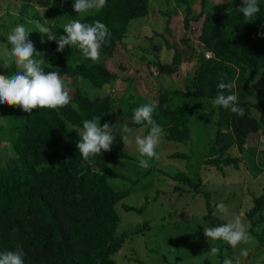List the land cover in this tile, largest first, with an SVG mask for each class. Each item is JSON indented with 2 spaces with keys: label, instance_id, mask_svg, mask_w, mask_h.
Here are the masks:
<instances>
[{
  "label": "trees",
  "instance_id": "trees-1",
  "mask_svg": "<svg viewBox=\"0 0 264 264\" xmlns=\"http://www.w3.org/2000/svg\"><path fill=\"white\" fill-rule=\"evenodd\" d=\"M16 1L15 18L0 23L1 28L8 29L6 32L10 31L9 26L14 28L17 24L35 30L34 22L38 20L58 38L66 35L63 29L66 23L81 19L86 23L101 21L110 30L111 37L102 48L99 61L93 62L84 58L75 46L66 45L62 52H57L55 41L41 43L39 32L30 33L35 49L44 54V71H57L69 81L72 99L63 108H38L30 114L18 106L0 105V252L14 251L19 245L26 253L25 264H118L113 256L123 242L147 227L143 223L128 232L115 230L118 216L114 205L128 194L129 187L116 188L109 183L111 178L123 176L107 163L130 158L115 147L108 152L102 150V154L93 158L94 164H89L77 149L78 131L83 129L84 120L93 117H101L103 126L116 103L119 113L128 114V126H144V134L147 133L145 125L132 122L134 109L141 105L134 99L133 90L123 95L131 80L130 75L122 74L128 64L117 62L115 65L112 55L118 49L127 50L122 39L128 23L147 13L148 0H107L102 10L86 15L74 11L75 0ZM172 3L183 12L180 21L184 33L191 23L198 21L199 25L196 44H191L186 61H181L180 50L170 41L166 18L162 25L165 40L160 35L157 38L172 49L170 60L155 59L158 55L155 43L145 48L152 58L155 55L154 61L145 64L147 75L178 76L184 65L191 66V71L183 76L181 73L188 92L170 85L155 88L154 119L163 129V139L186 143L190 135L185 111L192 114L191 107L198 105L202 110L199 113H206L203 121H212L214 125L213 136L201 159L205 168L211 167L213 172L207 169L205 174L210 172L216 177L223 166L236 168L240 158L229 156L228 151L241 153L248 135L253 133L260 136L259 144L263 145L255 150L264 168V35H258L264 33V0H258L260 11L251 22H246L239 11L242 0H172ZM195 4L197 10L193 8ZM9 65L7 69L1 65L0 74L11 76L19 70L13 61ZM221 74H225L226 82H236L233 92L245 108L243 117L230 109L213 107L211 101L218 94ZM117 77L125 85L114 95L99 97L85 91L99 88ZM186 94L191 97L182 100ZM209 138L210 135L206 140ZM169 157H185V154L174 152ZM148 171L149 168L140 173ZM171 178L178 181L175 190H181L180 184H186L204 197L207 212L203 216L210 224L226 223L212 215V205L198 185L201 177L192 182L181 172H175ZM121 207L141 212L145 201L137 207L127 204ZM258 214L261 219H256ZM243 217L250 223L249 236L264 246L261 231L255 230L264 219V186L250 198V207ZM139 264L144 263L139 261Z\"/></svg>",
  "mask_w": 264,
  "mask_h": 264
},
{
  "label": "rangeland",
  "instance_id": "rangeland-1",
  "mask_svg": "<svg viewBox=\"0 0 264 264\" xmlns=\"http://www.w3.org/2000/svg\"><path fill=\"white\" fill-rule=\"evenodd\" d=\"M17 8L16 0H0V23L2 20L8 23L14 19ZM193 8L197 10V4ZM182 16V10H177L172 0H148L147 13L129 21L125 37L122 39L127 50L118 49L112 55L116 61L115 65L117 62L126 66L128 64L125 72H122L123 75H130L131 79L124 96L128 95L129 90H133L134 99L145 104L156 102V86L170 85V88L189 91L185 87L187 83L184 84L185 80L181 77V73L183 76L191 71L189 64L183 66L178 76L175 74L151 76L146 73L149 61H154L156 58L163 62L170 60L172 49L166 48L163 43L161 44V39L157 38L160 35L165 40L162 27L165 18L170 28V41H174L180 50L181 61L187 60L191 44H196L195 35L199 22L191 23L184 33L180 21ZM12 28L9 26L10 30ZM7 30L0 27V57L4 54L6 37L10 32H6ZM181 37L182 40H180ZM150 43H155L158 49V55L154 60L155 55L152 54V58L150 51L145 50ZM11 61L14 62L12 58H9V63ZM120 78L117 77L99 88H90L85 91L99 97L114 95L125 85ZM73 85L70 87L72 88ZM178 85L182 87L179 88ZM190 97V94H186L182 96V100ZM117 110L118 107L114 103L111 114H108L105 120L119 127L126 124L129 117L128 114L119 113ZM191 111L193 115L188 110L185 111L190 139L186 143L162 139L157 148L159 159L140 157L135 144L124 148L119 135L111 146V149L118 147L120 152L124 151L130 158L115 159L107 163L113 171L123 176V178L119 176L111 178L109 183L116 188L129 187L128 194L114 205L118 216L115 230L128 232L127 230L134 226L147 224L146 228L132 234L131 238L123 242L113 256L118 264H139V261L144 264H223L225 258L233 259V261L244 259V264H264V246H260L253 236H250L251 240L248 244L242 243L236 248L222 240H208L204 235V227H214V225L203 216L207 212L204 197L200 193H195L186 184H180L181 190H175L174 185L178 181L171 178L175 172H181L192 182L201 177L202 182L198 185L207 195L208 203L212 205L210 208L212 215L227 223L232 219V214H237L249 226L250 223L243 217L244 211L250 207V198L258 194L264 186V168H261L259 153L255 150V147H263L259 144L260 136L255 133L249 134L246 147L241 153L229 150V156L240 158L237 167L223 166L222 172L217 171L216 177H212L211 167L205 168L201 159L206 145L213 136L211 132L214 125L212 121H203L206 113H199L202 111L200 106L191 107ZM129 127L139 134H144V126ZM209 135L210 138L206 140ZM2 146L5 147L6 144H1ZM174 152L183 153L185 157H169ZM141 158L149 159V171L145 174L140 173L145 170L139 165ZM207 169L211 173L205 174ZM144 201L145 207L141 212L127 211L121 207V204L137 207ZM221 201L229 208L228 216L214 214L216 212L214 203ZM256 219H261V215H256ZM255 230L261 231L260 235L264 239V219ZM213 246L220 250L217 255L209 253ZM241 249H247V257L240 255Z\"/></svg>",
  "mask_w": 264,
  "mask_h": 264
},
{
  "label": "clouds",
  "instance_id": "clouds-1",
  "mask_svg": "<svg viewBox=\"0 0 264 264\" xmlns=\"http://www.w3.org/2000/svg\"><path fill=\"white\" fill-rule=\"evenodd\" d=\"M107 0H75L73 5L77 14H88L93 11H100L106 6ZM239 11L243 14L246 22L255 20L256 14L260 11L258 0H242ZM31 23V22H30ZM34 28H28L24 24H17L12 28L6 37L7 43L4 45V54L0 57V65L7 69L9 58L14 60L19 69L11 76L0 74V105L18 106L25 113H32L38 108L60 109L71 102L69 81L57 71L45 72L44 54L38 52L34 43L29 39L33 31L41 34V43L55 41L56 51L62 52L66 45L77 47L82 56L93 62L99 61L101 51L111 37L108 27L99 20L92 23L82 22L81 19H73L63 26L66 35L53 33L50 27L40 21L34 22ZM258 35H264L260 33ZM39 57V59H37ZM225 74L219 76L220 82L217 85L218 94L211 101L213 107H223L240 117L245 115V108L239 104V97L233 92L236 82H226ZM157 105L153 103L141 104L134 109L132 122L137 125L147 127L146 134H139L122 124L105 122L101 126L100 118L93 117L83 121V129L78 131L79 141L77 149L82 158L89 164H94V157L98 154L108 152L119 135L122 138L124 148L135 144L140 157L159 159L157 148L163 139V129L154 119ZM140 167L147 169L150 167L149 159H139ZM216 212L214 214L229 215L228 206L222 201L214 203ZM204 235L209 240H222L233 248L240 244H248L251 237L248 233V226L237 214H232V219L227 223L214 227H204ZM219 248H210L211 255H217ZM23 248L17 246L14 251L0 252V264H25ZM240 255L247 257V249H241ZM223 264H234L233 259L225 258ZM235 264H241V260H236Z\"/></svg>",
  "mask_w": 264,
  "mask_h": 264
},
{
  "label": "water",
  "instance_id": "water-1",
  "mask_svg": "<svg viewBox=\"0 0 264 264\" xmlns=\"http://www.w3.org/2000/svg\"><path fill=\"white\" fill-rule=\"evenodd\" d=\"M241 264H244V259H241Z\"/></svg>",
  "mask_w": 264,
  "mask_h": 264
},
{
  "label": "built area",
  "instance_id": "built-area-1",
  "mask_svg": "<svg viewBox=\"0 0 264 264\" xmlns=\"http://www.w3.org/2000/svg\"><path fill=\"white\" fill-rule=\"evenodd\" d=\"M206 56V55H205ZM234 264H235V262H234Z\"/></svg>",
  "mask_w": 264,
  "mask_h": 264
}]
</instances>
